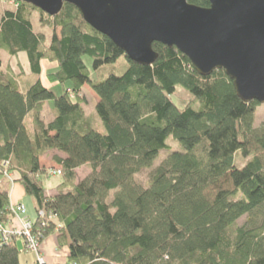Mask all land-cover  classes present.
<instances>
[{"label": "trees", "instance_id": "trees-1", "mask_svg": "<svg viewBox=\"0 0 264 264\" xmlns=\"http://www.w3.org/2000/svg\"><path fill=\"white\" fill-rule=\"evenodd\" d=\"M186 1L209 8L207 0ZM33 12L51 30L48 46L33 30ZM152 50L154 64L132 63L70 4L53 17L24 3L4 11L0 53L25 54L36 77L40 62L52 61L57 69L49 80L70 86L58 97L39 80L22 91L0 58V178L14 174L35 213L55 216L41 228L36 215L33 231L41 232V241L56 232L58 245L68 247V264H264V158L255 154L240 169L234 162L238 153L244 159L264 154V121L253 128L259 104L242 102L223 71L202 77L174 47L154 43ZM83 57L94 70L119 59L127 67L93 83ZM84 86L97 99L104 134L83 114ZM177 87L198 107L178 110L170 100ZM48 101L54 118L45 125L39 114ZM169 137L183 150L169 152L151 169L159 152L169 149ZM51 151L64 158H52L61 181L48 196V170L39 160ZM84 166L90 172L77 183L76 170ZM150 169L148 186L137 184L135 176ZM8 205V192L0 188L4 225ZM0 264H20L16 244L0 247Z\"/></svg>", "mask_w": 264, "mask_h": 264}, {"label": "water", "instance_id": "water-1", "mask_svg": "<svg viewBox=\"0 0 264 264\" xmlns=\"http://www.w3.org/2000/svg\"><path fill=\"white\" fill-rule=\"evenodd\" d=\"M49 17L63 4L108 38L129 61L150 66L152 45L174 47L202 77L223 71L244 103L264 104V0H10Z\"/></svg>", "mask_w": 264, "mask_h": 264}, {"label": "rangeland", "instance_id": "rangeland-1", "mask_svg": "<svg viewBox=\"0 0 264 264\" xmlns=\"http://www.w3.org/2000/svg\"><path fill=\"white\" fill-rule=\"evenodd\" d=\"M16 2L10 1V0H0V16L1 14L6 10H12L15 8ZM31 23L33 26V30L35 33L41 34L45 38V46H48L51 40V30L44 26L42 23V18L37 12H33L31 14ZM0 58L2 62V70L5 73H8L12 76V78L17 83L20 90L24 91L29 85L36 82V80H39L41 84L48 88L49 91H51L55 96H60L64 89H67L70 84L64 83V84H58L57 82H52L49 80L48 75L56 71L57 65L56 63L48 60H42L40 62V74L39 76H32L29 72V66L27 62V58L25 54L20 53L15 57H9L6 53L1 52ZM82 62L84 66L89 71V79L93 83H100L102 82L108 75H116L120 76L124 73L127 67V63L124 59H119L115 64L103 66L97 70H94L92 67V60L88 57H83ZM73 97V96H71ZM80 97L84 100V103L82 104L81 108L83 111L84 116L88 119L91 129L99 132L100 134H104V129L102 127L101 122L96 116L95 113V104H96V97L94 93L90 90L88 86H84L81 90ZM170 100L173 103V105L178 110H183L186 106H192L193 108L198 107V104L195 102V100L191 97V95L183 90L180 87L176 88V91L173 95L170 96ZM54 118V111H53V101H48L43 104L41 108V112L39 114V119L43 122V124H48L52 119ZM264 121V104H261L257 107L254 114V120H253V128H258L261 126V124ZM32 117L28 116L25 124L27 127L28 132L32 133L33 127H32ZM167 146L169 147L168 150L159 152L158 156L152 163L151 169L157 167L163 159L166 158L169 152L171 151H182V147L175 142L171 137H169L166 141ZM257 154L260 157L264 158V154L260 152H256L253 155H251L249 158H242L240 154H236L234 158L235 166L237 168H242L251 158ZM54 157V152H48L46 153L40 161L42 163H45V169L48 171H53V168L56 164L53 162L52 158ZM53 163V164H52ZM55 164V165H54ZM41 165V164H40ZM54 165V166H53ZM150 170H143L138 175L135 176V182L142 187H147L149 184V175ZM89 168L87 166L81 167L77 169L76 171V182H80L82 179H84L89 174ZM9 179L2 175L0 178V188L3 191L10 192L11 191V184L14 181V174H9ZM61 181L60 176H50L47 175L44 187L47 189V184L50 186V188L53 190L54 187L59 184ZM17 190H19V186L16 185ZM54 193V191H53ZM49 196V195H48ZM110 201V198L108 199ZM22 205L25 208V211L27 213L26 216L33 219L35 217L34 213V201L31 197H24ZM245 221V218L240 219L236 226H241ZM235 227L230 229L229 234L231 237L234 235ZM21 247V243L18 240L17 242V249ZM34 255L32 253L27 254H19V261L21 264H29L33 261Z\"/></svg>", "mask_w": 264, "mask_h": 264}, {"label": "built area", "instance_id": "built-area-1", "mask_svg": "<svg viewBox=\"0 0 264 264\" xmlns=\"http://www.w3.org/2000/svg\"><path fill=\"white\" fill-rule=\"evenodd\" d=\"M3 166L6 167L7 164L4 163ZM47 175L61 176V170L48 171ZM4 176L9 179V174L6 172H4ZM7 211L10 214L9 221L5 225L0 223V247L12 243L17 245L19 240L21 243L19 254L32 253L34 255L33 264H46L38 250L42 234L40 231H33V223L25 218V208L20 204L14 205L9 202ZM36 215L41 223V228H45L50 221L55 219L52 213H45L43 211H39ZM14 221L19 223L20 229L12 227V222Z\"/></svg>", "mask_w": 264, "mask_h": 264}, {"label": "crops", "instance_id": "crops-1", "mask_svg": "<svg viewBox=\"0 0 264 264\" xmlns=\"http://www.w3.org/2000/svg\"><path fill=\"white\" fill-rule=\"evenodd\" d=\"M45 88L48 89L47 87H45ZM96 101H97V99H96ZM52 152H54V156L64 158L63 154L58 153L56 151H52ZM40 160H39V163L41 164V166L45 167V163H42V161H40ZM50 168H53L54 170L59 169V167L57 165H55L54 167H50ZM14 177H15V175H14ZM16 185L19 186L18 184H15L14 182L11 184V191L8 192L9 202L14 204V205H16V204L24 205L23 201H24V197L26 195L24 194V191L21 188V186H19V190H17L18 188H16ZM45 191H46L47 195H49V196L53 195V190L50 188V186L48 184H47V189H45ZM33 209H35V203H34ZM34 213H35V210H34ZM26 215H27V213L25 214V218L28 221H30L31 223H33L36 220V213H35V217H33V219H31L30 217H28ZM12 227L20 229V225L17 221L12 222ZM38 250H39V254L44 259L46 264H68V247L66 245H64V246L58 245L56 232H53V233L49 234L46 238H44L39 243V249ZM33 262H34V259L29 264H33Z\"/></svg>", "mask_w": 264, "mask_h": 264}]
</instances>
